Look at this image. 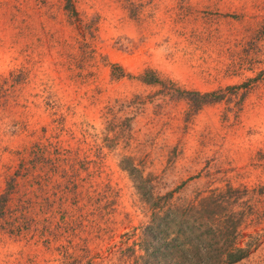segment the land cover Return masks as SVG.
<instances>
[{
    "label": "rangeland",
    "instance_id": "rangeland-1",
    "mask_svg": "<svg viewBox=\"0 0 264 264\" xmlns=\"http://www.w3.org/2000/svg\"><path fill=\"white\" fill-rule=\"evenodd\" d=\"M71 1L0 0V264H139L213 189L264 264V0Z\"/></svg>",
    "mask_w": 264,
    "mask_h": 264
},
{
    "label": "trees",
    "instance_id": "trees-1",
    "mask_svg": "<svg viewBox=\"0 0 264 264\" xmlns=\"http://www.w3.org/2000/svg\"><path fill=\"white\" fill-rule=\"evenodd\" d=\"M66 8L75 12L71 0ZM118 77H132L120 66L113 65ZM138 78L146 84H164L153 70H144ZM185 97L200 104L208 103L218 95L215 91L177 89ZM235 197L238 198L239 193ZM167 195L164 199L167 200ZM165 210L152 211L151 221L144 228V236L138 243L142 252L134 255L139 264H234L249 253L250 246L243 245L237 237L243 213L228 208L231 199L213 189L197 203L189 202L181 209L168 201ZM174 227L169 238V227ZM134 253V249H132ZM140 260V261H139Z\"/></svg>",
    "mask_w": 264,
    "mask_h": 264
}]
</instances>
